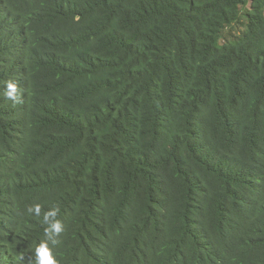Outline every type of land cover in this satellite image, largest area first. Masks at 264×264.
I'll return each instance as SVG.
<instances>
[{
    "label": "trees",
    "instance_id": "16d2710c",
    "mask_svg": "<svg viewBox=\"0 0 264 264\" xmlns=\"http://www.w3.org/2000/svg\"><path fill=\"white\" fill-rule=\"evenodd\" d=\"M45 241L264 264V0H0V264Z\"/></svg>",
    "mask_w": 264,
    "mask_h": 264
},
{
    "label": "clouds",
    "instance_id": "9594fccd",
    "mask_svg": "<svg viewBox=\"0 0 264 264\" xmlns=\"http://www.w3.org/2000/svg\"><path fill=\"white\" fill-rule=\"evenodd\" d=\"M17 94V86L16 84L9 82L7 85V90L5 95L9 98L15 99ZM29 211H33V209H29ZM35 213L39 215L40 213V205L35 206ZM58 214V210H52L48 212L45 216V219L48 217H56ZM52 229L55 230V233H60L62 229V225L59 221L52 224L51 229H46V233H48V240L51 241L53 245H55L56 240L53 237ZM36 264H58L57 260L55 259L52 250L48 247L47 241L42 242L36 249Z\"/></svg>",
    "mask_w": 264,
    "mask_h": 264
}]
</instances>
